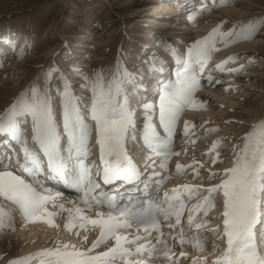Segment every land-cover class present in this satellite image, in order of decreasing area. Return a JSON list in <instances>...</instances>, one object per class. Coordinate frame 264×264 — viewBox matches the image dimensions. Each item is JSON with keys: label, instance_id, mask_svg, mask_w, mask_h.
I'll return each mask as SVG.
<instances>
[{"label": "snow or ice", "instance_id": "snow-or-ice-1", "mask_svg": "<svg viewBox=\"0 0 264 264\" xmlns=\"http://www.w3.org/2000/svg\"><path fill=\"white\" fill-rule=\"evenodd\" d=\"M229 2L220 0L221 5ZM203 10H207L206 5ZM194 19L195 16H189V20ZM262 26L264 24L258 21H248L239 30L235 27L228 32L213 29L208 36L191 44L186 53L177 52L168 47L167 42H161V46L177 59L180 70L176 73V79L169 80L161 89L158 120L163 135L152 122L156 107L144 106L146 119L141 139L151 153L146 159L159 157L158 166L167 170L170 159L180 154L173 150L176 124L185 108L204 107L202 102L195 99V92L200 87V74L204 72L212 53L219 50L216 47L217 38L227 47L235 40L253 38ZM19 55L23 56V51ZM232 59L229 57L223 64L217 65V69L223 71L224 64ZM150 70L154 69L150 66ZM75 71L81 75V86L90 95L86 99L77 96L71 83L61 74L57 86L60 93L59 117L50 91L36 85L22 93L0 115V137L5 138L0 143L15 142L19 146L13 153L19 165L15 171L10 169L12 156L0 152V198L15 205L25 223L43 222L49 227L59 228L55 218L67 211L65 230L91 229L97 231L98 236L86 249L56 240L52 247L11 261L10 264H32L33 261L36 264H142L141 261H133L132 257L143 253L165 259L169 264H179L173 247L163 238L162 225L169 229L180 225L187 201L202 193L206 195L188 209L187 227L189 230L206 227V223L196 222L200 218L198 214L206 216L216 206L217 198L222 200V212L216 217L222 222V227L218 225L212 229V233H221L220 240L225 243V248L212 264H264V231L257 235V226L264 228V126L248 134L242 147H234L231 167L222 172L209 173L207 179L218 178V183L206 188L184 184L165 191L160 200L145 205L131 195L125 199L101 189V182L104 185L117 182L126 185L141 180L142 173L126 147L128 141L136 140L135 112L129 106L127 95V86L135 83V77L126 68L110 73L96 69L91 76L81 73L79 69ZM29 124L30 139L29 130L25 127ZM194 127L185 121V145L195 143L190 136V130ZM93 131L99 147V166L86 163ZM219 143L214 142L207 155L216 152ZM218 161L222 162L216 152L212 164ZM152 166L155 167V163ZM184 168L178 163L176 174H182ZM194 171L198 176L199 170ZM45 172L79 192L78 204L83 207L66 210L63 203H58L63 199L62 193L46 190L35 180L37 175ZM19 173L33 177V182ZM49 206L57 211H51ZM102 207L107 209V213L97 211L95 218L84 214L86 210ZM5 226L15 230L11 213L0 209V229ZM133 228L136 231L132 235L121 234ZM141 229L143 236L140 235ZM153 233L156 235L153 236ZM183 233L184 229L180 228L181 238L177 241L172 236L171 239L181 247L190 244L193 250L203 251L204 243L199 235L188 240L183 238ZM75 234L79 236L80 232L76 231ZM153 239L156 241L154 244ZM109 241L113 243L105 251L95 252L101 244H108ZM86 242L87 236H84L82 243ZM217 246L213 244V251ZM184 256L185 252L181 250L180 257ZM192 264H197V261H192Z\"/></svg>", "mask_w": 264, "mask_h": 264}, {"label": "rangeland", "instance_id": "rangeland-1", "mask_svg": "<svg viewBox=\"0 0 264 264\" xmlns=\"http://www.w3.org/2000/svg\"><path fill=\"white\" fill-rule=\"evenodd\" d=\"M194 1L196 4L190 7L188 0H0V35L15 42L19 32L11 61L0 67V115L36 85L50 91L59 117L57 86L61 74L77 96L86 99L90 95L81 86L82 77L75 69L91 76L96 69L110 73L126 68L135 77V83L127 86L130 101L131 88L143 80L150 65L177 63L161 42L186 53L191 44L213 29L239 30L248 21L264 24V0H230L226 5H221L220 0ZM205 4L210 9L203 10ZM190 15L195 19L189 20ZM216 47L219 50L210 58L216 66L229 57L233 59L224 64L223 71L216 68L211 77L216 75L214 86L199 88V96L195 92L196 100L204 107L183 110L186 119L181 123L185 125L189 118L198 133L192 136L195 143L181 148L174 159L175 173L178 163L185 168L182 174H174L169 186L180 180L204 188L218 183V178L207 179L209 173L231 167L234 147H242L248 134L264 126V26L253 38L235 40L227 47L217 38ZM154 50L160 54H154ZM21 51L23 56L19 55ZM25 127L30 138V124ZM140 140H130L126 147L135 148ZM214 142H220L216 152L222 161L215 165L212 159L216 152L207 155ZM194 169L199 170L198 176ZM203 195L190 200V205ZM218 200L220 203L216 202L205 217L199 218L206 223L202 235L210 242L217 238L212 229L222 227L216 219L222 212V200Z\"/></svg>", "mask_w": 264, "mask_h": 264}, {"label": "bare ground", "instance_id": "bare-ground-1", "mask_svg": "<svg viewBox=\"0 0 264 264\" xmlns=\"http://www.w3.org/2000/svg\"><path fill=\"white\" fill-rule=\"evenodd\" d=\"M194 2H191L188 4V6H192ZM189 9V7H188ZM148 54V53H147ZM148 57V55H147ZM167 63L164 65L166 66ZM201 75V74H200ZM143 77V76H142ZM171 76L166 77V79L170 78ZM142 82V80H141ZM151 83V82H150ZM148 82V84H150ZM219 90V89H218ZM221 91V90H220ZM157 96V95H156ZM157 98L155 97V100ZM154 100L152 101V103ZM212 111V110H211ZM210 111V112H211ZM205 113V111H204ZM221 114V113H220ZM215 117V116H214ZM177 135L178 132L176 131ZM145 153V152H144ZM140 152H138V156L134 160H139L141 157ZM140 157V158H139ZM144 160V158H143ZM146 160V157H145ZM144 160V161H145ZM92 164L93 161L90 160ZM145 164V163H144ZM150 172V170H148ZM152 172V171H151ZM164 175V174H163ZM162 176V175H161ZM154 176L153 178L155 179ZM26 180L29 182H33V177H24ZM35 180H38L40 184L43 185V187L46 190L51 189V187L55 186L51 185H44L41 180H39L38 175L35 177ZM159 180V179H158ZM49 186V187H47ZM75 190V189H74ZM62 193L63 199L58 201V203H63L65 206V209H74L75 207H83V205L78 204V200L76 199V195L80 194L79 192L75 191H60ZM3 198H0V209L4 210L5 212L11 213V216L14 220V226L15 230H12V228H9L5 226L3 229H0V264H10L11 261H15L24 257L29 256L30 254H34L42 249L52 247L54 242L56 240H59L61 243H70V244H75L78 247L81 248H88L94 240H96L98 236L97 231H92L89 229L88 231L84 230H79V229H73V231L69 232L64 229V224L66 222V218L68 215L67 211H64L63 213L59 214L55 220L56 223L59 225V228L55 227H49L47 224L43 222L39 223H25L21 216L20 213L14 209L12 206L13 205L9 201H5V203L2 204ZM3 206V207H1ZM51 211H57L56 209L51 208L49 206ZM97 211H103L101 208L100 209H92L91 211H85V215H88L91 218H95L96 212ZM107 213V211H103ZM76 231L80 232V235L77 236L75 233ZM129 231V230H128ZM128 231H124L128 233ZM264 231V228L262 229ZM260 231V232H262ZM220 235L221 233H217V240L219 241L218 243H221L222 241L220 240ZM84 236H87V242L82 243V238ZM216 240V239H215ZM213 241V240H212ZM113 243L112 241H109L108 244H101L97 249H95V252H101L105 251L106 248ZM223 246L225 247V243H223ZM206 252H203L202 254H205ZM215 255H220V253L215 254ZM133 261H137L135 259H132ZM212 260H208V262H211ZM213 262V261H212ZM32 264H36L35 261L32 262ZM212 264V263H211Z\"/></svg>", "mask_w": 264, "mask_h": 264}]
</instances>
